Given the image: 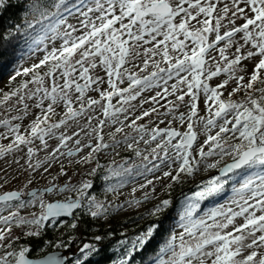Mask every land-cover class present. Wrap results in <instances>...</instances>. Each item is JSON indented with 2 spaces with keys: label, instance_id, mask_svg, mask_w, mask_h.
<instances>
[{
  "label": "snow or ice",
  "instance_id": "6c2138e0",
  "mask_svg": "<svg viewBox=\"0 0 264 264\" xmlns=\"http://www.w3.org/2000/svg\"><path fill=\"white\" fill-rule=\"evenodd\" d=\"M4 3L5 0H0V8ZM80 3L81 0L76 3L70 0H47L43 5L36 4L32 7L34 19L27 23V28L38 32L33 43H42L49 38V34L62 43L58 47L54 46L39 63L24 69L23 74L31 78L21 82L16 89L5 92L0 98V105H8L7 112L15 108L18 113L27 115L30 108L28 101L32 102L31 107L40 109L24 132L20 131L19 123H13L21 120L22 115L0 119V126L6 130L0 133V138L11 137L6 146L0 145V157L26 147L28 168L35 170L41 167V161L31 163L35 151L40 150L33 147L34 141L38 140L46 148L45 137L53 135L54 129L66 126L68 120L81 116H87V120L91 122L93 116L88 114V110L99 106L106 119H99L96 128L92 129L96 143L85 145L91 148L88 155L83 157V161L88 163L94 158V153L109 147L115 148L121 143L115 140L114 133L110 134L113 137L111 145L104 143L101 135L105 123L110 120L115 124L119 120V114L127 112L123 106L116 107L112 104L113 97L117 98L118 104H128L136 100L145 89L160 88L162 82V92L157 91L155 96L150 97L152 104L158 105L168 95H174L175 101L186 104L189 108L187 117L181 113L176 118L181 123L187 120V131L179 132L172 127H153L147 131L149 138L146 139L145 126L136 124L137 120L150 117L152 113L167 116L179 107V103L168 101L166 112L159 113L157 107H152L127 125L139 136V139L131 137L132 142H128L129 136L126 134L123 142L127 148L139 157L142 155L138 147L141 142L145 145L155 142V147L151 149L154 160L178 164L175 175L171 171L163 173L164 177L174 182L179 181L181 173L192 175L196 166L201 163L207 168H216L225 156L230 157L232 162L220 169V176L208 181L206 186L194 194L197 200L216 195L224 190L230 179H239H236L232 187L229 206L220 205L199 219L193 218L199 204L189 198L180 217L183 231L179 233V243H176V236L169 239L160 249V253L166 254L167 259L158 254L154 264H264V87H255L257 82L264 84V0H230V3L224 0H95L94 7L80 12L83 17L80 28L69 24L60 32L59 27L66 23L64 14H71L73 10L80 11ZM221 3L223 7H219ZM237 20L244 22L237 25ZM35 25H39V28H35ZM221 29L225 30L221 32ZM209 34L214 39L210 40ZM28 35L31 36V33ZM237 36L242 43L237 44ZM0 39H3L2 35ZM234 45L235 53L230 59L225 53ZM245 46H248L246 53L242 51ZM210 49L218 52L223 65L209 54ZM206 55L215 65L214 70L206 67ZM157 57L160 59H156ZM257 57L245 83V77L237 74L242 70L238 66L243 60ZM137 59L142 65L139 72L136 71L137 64L133 63ZM129 63L132 64L131 69L125 66ZM162 64L166 67H162ZM98 67L107 76V89L100 88L105 83L103 77L92 75V70ZM222 71L236 83V87L228 93L229 97L243 91L242 101L223 98L221 89L228 85L229 80H224L215 87L210 86L209 81ZM170 80H175L171 84V92L168 87ZM125 82L127 87H120ZM90 89L98 92L100 98L86 96ZM201 92L205 97L209 117H198V121L209 133L213 128H218V131L214 135L209 134L204 140L198 153L200 159L197 160L192 157L190 150L196 140L193 117H197V101ZM185 97H188L187 101ZM13 98L15 104L11 103ZM59 105L64 108L63 118L49 123ZM127 119L128 116L125 115L124 120ZM160 123L164 121L161 120ZM122 131L123 128H116V132ZM72 135L78 133L73 132ZM71 138L62 133L59 136L60 145ZM75 143L79 145L81 142L77 139ZM204 145H207L206 151ZM76 151H80V148ZM72 154L71 151L68 152V155ZM214 156L219 159L209 162L208 158ZM143 160L149 161V156H143ZM158 168V164H152L151 167L147 164L128 167L118 165L110 169L111 175L124 179L108 190L122 187L130 176H143L145 172ZM92 171L94 173L95 169ZM230 173L233 175L229 176ZM152 184V180H147L140 187ZM91 187V182H86L78 190L76 200L56 203H45L44 194L74 189L67 184L60 188L52 185L44 188L39 195L36 192L28 193L30 199L27 201L20 199L19 192L0 195V212L15 209L8 211L7 215H0V264H64L56 255H49L40 261L28 259L25 255L28 248L21 247L18 251L15 249L13 241L17 237L12 235V229L33 225L36 230L28 231L26 235H39L43 221L50 217L73 215V209L81 206L80 200ZM148 196L149 193L145 192L144 198L147 199ZM11 201L18 203L13 205ZM37 201L41 208L39 216L26 218L19 214L20 209ZM129 203L138 205L140 201L133 200ZM169 203L168 200L161 201L151 215H161ZM89 206L95 209L90 212L93 217L107 211L92 197H89ZM237 218H243L242 222L237 223ZM71 227L75 228L76 224ZM157 231L154 224L138 235L132 241L133 248L127 251V257H132V251H139L146 242H150ZM96 240H101V237L97 236ZM79 251L82 258H77L74 264H85L86 261L91 264L89 257L100 253V249L89 244H84ZM116 264H131V260L120 259Z\"/></svg>",
  "mask_w": 264,
  "mask_h": 264
},
{
  "label": "rangeland",
  "instance_id": "374dc122",
  "mask_svg": "<svg viewBox=\"0 0 264 264\" xmlns=\"http://www.w3.org/2000/svg\"><path fill=\"white\" fill-rule=\"evenodd\" d=\"M224 2L230 3V0H224ZM80 8V11L73 10L71 14L65 13L66 17V23L64 25H61L59 27V31L63 32L67 25H72L76 28H80V21L83 19V17L80 15V12L87 11L88 7H94L95 6V0H82L81 3L78 5ZM219 7H223V4H219ZM33 21V20H32ZM243 20H237V25L242 24ZM224 23L227 25V21L225 20ZM198 27V25H197ZM39 28V25L37 26V29ZM225 29H221V32H223ZM37 32V31H36ZM79 34V33H76ZM182 38V37H181ZM209 39H214L212 34H209ZM235 40L237 44L242 43L239 36L235 37ZM62 43L59 39H53L51 38V35L49 34V38L44 39L42 43H38L37 47L34 51L28 54L27 58H24V60L20 63L19 68L12 74L10 77L11 82H8L9 79L4 80L0 84V93H3V90H14L18 87V85L27 80L30 79V76H25L23 74L24 69L31 68L34 64L39 63L40 59L43 58L44 55L48 54V52L51 51V49L55 46L58 47ZM190 43V42H186ZM220 46H223L221 44ZM248 50V46H245L242 51L245 53ZM235 53V45L232 48H229L226 50V55L231 59L233 58V54ZM209 54L211 56H215L217 58V61L223 65V61H220L218 52L209 50ZM156 59H160L157 57ZM205 60L207 61L206 67H211L213 70L215 68V65L212 63V61L208 58V55L205 56ZM256 60H258V57L256 59H250V60H243L241 62V65L238 66V68L242 69L237 72L238 75H243L245 77L244 82H247V79L249 77V74L252 72L254 64L256 63ZM133 63L137 64L136 71L139 72V67L142 66L140 63V60L137 59L133 61ZM128 68H132V64L129 63L125 65ZM162 67H166V65H161ZM151 70V69H150ZM17 73H20V75H17ZM147 74V73H144ZM92 75L103 77L105 80L104 84L100 85L101 89H107V76L105 75V72L102 68H97L95 70H92ZM224 80H229L228 85H226L225 89H221V91L225 94L230 92V89L232 90L236 83L234 80L229 79V76L225 72H221L220 75L217 77H213L211 81H209L210 86L215 87L217 84L222 83ZM13 83V84H12ZM175 83V80L168 81V87L169 92H171V84ZM9 84V86H7ZM13 85V86H12ZM12 86V87H11ZM95 87V85H93ZM120 87H127V82L124 84H121ZM8 88V89H7ZM163 89V83L161 82V87L156 88L153 87L151 89H145L140 96L136 98V100L130 101L128 104H118L117 98L113 97L112 104L116 107L123 106L125 109H127V112L119 114V120L113 124L109 120L105 125L102 126L101 135L103 136L104 140L103 142L106 144H112L113 143V137L110 134H115V140L121 141L119 145H117L115 148L109 147L106 149H101L99 152L94 153V158L90 160L88 163H84L83 165V157H86L88 153L91 151L90 147H85V145L92 144L94 145L96 143L95 140V132L92 131L93 128H96L97 122L99 119H106L102 111L100 110L99 106H96L94 110H88V114L93 116V120L89 122L87 120V116H81L77 117L73 120H68L67 125H61L59 129H54V134L51 136H46L45 140L47 142V147L40 145L38 140L34 141L33 147H38V151H35L34 156L31 160V163L35 164L36 161H41V167L33 170L32 168H28V158H27V150L26 147L23 148L20 151H13L10 154H6L4 157H0V193H4L5 191H12L16 190L21 192L20 199L27 201L30 199L29 195H27L28 191L33 188H40V187H50L51 184H55L57 188H60L62 185H70L72 189L74 190H65L64 192H57V193H45L44 194V201L45 203H48L52 200H65V197L70 196L77 198L78 197V190L80 189L81 185L90 182L91 180V171L95 168H97V165L103 167L105 170L109 168L110 163L112 162L110 158L117 154L118 152H122L125 149H128L126 146V143H124V137L127 134L129 136V141L132 142L131 137H137L139 139V136L136 131H134L132 128L127 127L128 124L131 123L133 119H135L136 116H140L143 111L150 110L152 107H157L159 113H164L167 111V108L169 107L168 101H172L173 103H179V107L175 108L174 111L167 115H158L157 113H152L150 117H144L141 120H137V125H144L146 132L144 133L145 138H149L147 135V131H150L153 127H159V128H167L172 127L178 129L180 132L187 131V120L185 119L184 123H181V121L176 118L179 117L181 113L185 114V117H187V113L189 111L188 106L186 104L180 103L175 101L174 95H168L165 97V99L160 100V103L158 105H153L150 97L155 96L157 91L162 92ZM225 94V95H226ZM86 96H91L92 98L99 99V93L92 91L91 89L86 93ZM188 100V97H185V101ZM147 101V102H145ZM143 102V103H142ZM12 104H15V98L11 101ZM30 108L27 115H22V113H18L15 108L11 112H7L6 109L8 105H0V119H4L6 117H10L12 115H22V119L19 121H13V123H19L21 125V132H24L25 129L29 126V124L36 118V115L39 114L40 109H36L34 107H31L32 102L28 101ZM198 104V113L197 117H193L194 127L193 131L196 133V140L193 143L192 149L190 150L192 153V157L199 160V149L201 145L204 144V140L207 138L209 134H215L216 131H218V128H213L211 132L205 130L202 123L198 121V117H204L207 119L209 117V112H207V106L205 104V97L203 93L201 92L199 94V99L197 101ZM161 105H164V107H161ZM22 108V106H19ZM74 107H78V105H74ZM64 115V108L63 105L56 106L55 109V115L51 116V119L49 123L58 122L59 119L63 118ZM127 115L128 119L124 120V116ZM163 120L164 123H160V121ZM119 121H124L123 124H121ZM169 121H171V124H169ZM121 127L123 128L122 132H116V128ZM6 130L3 128V126H0V133H4ZM78 133V135H72V133ZM64 134L66 136H71L72 138L70 140H66V145H68L67 149L77 148L79 147L81 149L80 156H77L76 161L79 163L78 168L72 169V164L74 162L72 161L73 158H68V156L65 155V150L62 145H60L59 136L61 134ZM79 139L80 144L77 145L75 141ZM11 140V137L9 138H0V145H7ZM236 142V141H232ZM142 155L141 156H134V158L127 160L125 164H123V159H117L116 164L117 165H123L124 167H128L131 165L140 166L142 164H147L148 167H151L152 164H158L159 168L153 170L152 172H145L143 176H137V178L130 182L128 186L125 188H118L117 192L112 194V197L110 199H107L111 207H115L117 210V213L121 215H127L134 211L137 212H144L146 210H150L157 204V197H159L164 189L171 184L173 181L168 178L164 177L163 173L165 171H171L173 175L176 174V168L178 167V164L172 163L170 161H160V160H154L151 155V149L155 147V142H150V144L145 145L142 142L138 145ZM55 149H58V151H53ZM205 151L207 150V145H204ZM68 151V150H67ZM159 151V150H158ZM52 153V155H49ZM149 156V161H144L143 156ZM163 155V153H161ZM53 156L55 158H53ZM219 159V157H210L208 158L209 162H214L215 160ZM231 158L228 156H225L222 160H220V163L217 165L216 168H207L204 163L199 164L196 166V170L193 172L192 175H189L192 182H199V183H205V186L207 185V182L212 180L214 177H218V171L220 167L230 160ZM18 161V162H17ZM45 168H47V171H45ZM63 173V174H61ZM54 174L53 179H49L51 175ZM233 174H229V176H232ZM159 177V179H157ZM236 179H239L237 177ZM233 181L230 186L233 187V185L236 183ZM147 180H152L153 184L148 185L145 188H141V184H145ZM31 181V183H29ZM203 187V186H201ZM232 187L229 188V190L225 193V195L221 196V198L218 200L217 204H214V208H218L220 205H225L226 207L228 205V201L232 198ZM135 189V191H133ZM200 189V188H199ZM145 192L149 193V196L147 199L144 198ZM37 195L40 194V192H36ZM137 200L140 201V203L137 204H130V201ZM11 204L15 205L18 203V201L14 202L11 201ZM101 204V202H98ZM15 210L12 209H6L4 212H0V215H7L8 211ZM206 212V213H210ZM19 214L26 218H31L32 215L39 216L41 214V208L39 202H35L31 205H28L25 208H22L19 210ZM205 213H200L198 216L194 217V219H199L201 217H204ZM55 219V218H54ZM243 218H237L236 222L240 223L242 222ZM210 222V221H209ZM231 227V226H230ZM36 230L35 226L33 225H25L21 226L19 228L13 227L12 229V235L14 237H17L21 233H25L28 231ZM183 231V229L180 227L179 229H176V243H179V233ZM185 239H188V237H185ZM165 259H167V255L165 254Z\"/></svg>",
  "mask_w": 264,
  "mask_h": 264
},
{
  "label": "trees",
  "instance_id": "16d2710c",
  "mask_svg": "<svg viewBox=\"0 0 264 264\" xmlns=\"http://www.w3.org/2000/svg\"><path fill=\"white\" fill-rule=\"evenodd\" d=\"M46 2L47 0H5L4 6L0 8V35L3 37L0 39V84L9 79L19 68L24 58H27L28 54L37 47L38 43H33V38L38 35V32L28 29L27 23L34 19L31 14L32 7L36 4L43 5ZM70 2L76 3L77 0H70ZM37 26L35 25V28ZM28 33H31V36ZM10 80L11 78L8 82L12 81ZM255 87H264V84L257 82ZM5 92L10 91L3 90V93H0V98ZM225 94L223 93L225 100L242 101L244 99L243 91L234 93L231 97L228 93ZM134 156V151L125 149L110 158L112 162L107 170L99 166L95 168L94 173L91 171L90 182L92 187L85 191L80 200L81 206L73 213L72 218H55L43 221V227L39 229L37 236H28L26 235L27 232L19 234L17 239L13 241L15 249L18 251L21 247H26L28 248L26 255L35 258L50 251L68 249L70 251L67 253L65 264H74L77 258H82L79 249L84 244H89L100 249L99 255L93 254L89 257L91 264H116L120 259L125 258L130 259L131 264H154L158 254L165 257L164 253H160V249L169 239L176 236V229H179L182 223L180 217L185 211L189 198H192V202L199 204L193 213L196 217L200 213L211 211L215 206L214 204H217L221 196L225 195L232 187L230 184L235 181V179H230L222 192L203 200H197L194 194L200 191L205 183L192 182L189 175L181 173L179 181H173L169 184L171 187L167 186L163 193L157 197V204L153 208L144 212L134 211L120 216L115 207H111L107 199H110L118 188L128 186L137 176L128 177L122 187L108 190L110 186H115L124 179L120 176L111 175L110 169L118 166L116 164L117 159H123V164H125ZM53 177L54 174L49 179H53ZM89 197L94 198L97 203L101 202L107 211L93 217L90 212L95 209L90 208ZM163 200L170 202L168 207L164 209L161 215H151L154 208ZM72 224H76V227L72 228ZM154 224L158 231L154 232L150 242H146L144 247L139 248V251H132V257H127V251L133 248L132 241ZM97 236H100L101 240H96ZM121 241L125 243L121 244ZM85 264L88 262L86 261Z\"/></svg>",
  "mask_w": 264,
  "mask_h": 264
},
{
  "label": "water",
  "instance_id": "95a60500",
  "mask_svg": "<svg viewBox=\"0 0 264 264\" xmlns=\"http://www.w3.org/2000/svg\"><path fill=\"white\" fill-rule=\"evenodd\" d=\"M175 130H177V131H179L178 129H176V128H174ZM180 132V131H179ZM195 142V141H194ZM193 142V143H194ZM73 154H75V153H77V151H73L72 152ZM232 161H231V159L230 160H228L227 162H225L221 167H220V169L221 168H223L226 164H228V163H231ZM220 169H219V171H218V175L220 176ZM50 186H52V185H50ZM65 185H62L61 187H64ZM44 188H46V187H40V188H33V189H31V190H29L28 191V193H30V192H41ZM19 192V191H16V190H12V191H5V192ZM4 192V193H5ZM4 193H0V195H3ZM19 193H21V192H19ZM28 193H27V195H28ZM77 198H68V199H65V200H52V201H50V202H48V203H56V202H66V201H71V200H76ZM78 208H76V209H73V213L77 210ZM72 216L73 215H67V216H57V217H50L49 219H48V221L49 220H53L54 218H67V219H70V218H72ZM70 250H68V249H66V250H54V251H50V252H48V253H46V254H44V255H42V256H40V257H29V256H27L26 254V257L28 258V259H30V260H33V261H40V260H42V259H44V258H46L47 256H49V255H56L58 258H60V259H62L63 261H64V264L66 263V259H67V253L69 252Z\"/></svg>",
  "mask_w": 264,
  "mask_h": 264
},
{
  "label": "flooded vegetation",
  "instance_id": "af4514ba",
  "mask_svg": "<svg viewBox=\"0 0 264 264\" xmlns=\"http://www.w3.org/2000/svg\"><path fill=\"white\" fill-rule=\"evenodd\" d=\"M66 142L67 141H65V143L62 145L63 146V148H64V150H65V155L66 156H68V158H73L72 159V161L74 162V164H72V169H74V168H78V166H79V163L76 161V159H77V156H80V152H81V149H80V151H77V153H75V154H72V155H68V152L69 151H71V152H73V151H76V149L77 148H79V147H77V148H72V149H67L68 147V145H66ZM68 150V151H67ZM84 161H83V165H84ZM52 185H55V184H52ZM71 196V195H70ZM70 196H67V197H65V199H68V198H74V197H70Z\"/></svg>",
  "mask_w": 264,
  "mask_h": 264
}]
</instances>
